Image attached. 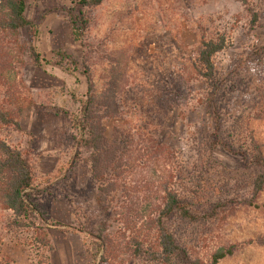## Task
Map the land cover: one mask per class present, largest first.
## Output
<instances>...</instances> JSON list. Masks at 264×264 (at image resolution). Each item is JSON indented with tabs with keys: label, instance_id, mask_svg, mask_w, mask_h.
I'll return each mask as SVG.
<instances>
[{
	"label": "rangeland",
	"instance_id": "1",
	"mask_svg": "<svg viewBox=\"0 0 264 264\" xmlns=\"http://www.w3.org/2000/svg\"><path fill=\"white\" fill-rule=\"evenodd\" d=\"M69 6L26 0L25 15L38 27L33 43L49 64L17 66L20 130L5 136L34 164L40 206L57 224L46 230L51 249L35 231L11 226L0 208V263L98 264L93 234L107 222L112 241L98 254L105 264H154L135 253L134 241L154 242L147 221L168 188L194 196L199 208L216 207L196 223L170 219L191 257L208 263L230 248L216 264H264V186L254 183L264 166L253 162L255 145L264 157V0H102L81 42L73 40ZM219 36L225 45L207 80L197 52L202 38ZM19 37L26 44L28 28ZM61 52L71 61L54 65ZM89 87L94 95L113 91L117 115L102 120L106 137L114 127L133 136L138 165L128 172L127 192H119L130 209L123 223L95 203L86 163L78 160L64 176L73 131L63 112H75L74 99H85ZM211 95L215 114L206 108ZM214 133L231 149L215 147ZM152 138L167 149L147 154Z\"/></svg>",
	"mask_w": 264,
	"mask_h": 264
},
{
	"label": "trees",
	"instance_id": "2",
	"mask_svg": "<svg viewBox=\"0 0 264 264\" xmlns=\"http://www.w3.org/2000/svg\"><path fill=\"white\" fill-rule=\"evenodd\" d=\"M240 1L244 4L247 0ZM101 2L102 0H70V6L64 9L75 42L82 41L90 22L91 11ZM25 9L26 0H0V208L10 212L11 226L35 231L37 241L51 249L46 230L48 226L57 224L48 218L46 211L40 206L38 196L43 190L36 182L34 164L26 152L11 145L5 138L9 131L20 130L22 108L15 89L17 66L31 63L43 68V63L49 64V61L41 57L33 43L37 37L38 27L35 22L27 19ZM253 15L256 19V14ZM23 28H28L29 31V41L26 44L22 43L19 37V32ZM224 45L223 36L217 39H201V48L196 57L197 68L207 80H210L214 73L212 58L224 48ZM57 54L60 58L53 63L54 65L64 66V62L66 64L67 61H71L69 55L63 52ZM74 100L79 104L77 110L73 113L63 112L73 131L70 136L72 152L64 176L71 172L78 160L86 163L90 178L95 184V203L107 212L111 222L123 223L130 209L127 212V203L125 199L120 200L122 197L119 192L122 194L127 192L128 172L138 165V161L134 162L132 159L133 136L129 133L126 135L124 131L114 127L111 137L109 139L106 137V128L102 120L117 115V104L112 90L94 95L89 87L85 99ZM213 105L211 95L206 101V108L215 114ZM151 140L144 147L147 154L152 155L167 149L155 138ZM213 142L215 147L231 149L217 133L213 134ZM254 149L253 162L264 166L260 148L255 145ZM140 163L144 164V161ZM254 183L255 189L261 190L264 186V173L259 175ZM162 194L153 217L147 221L149 230L155 232L154 242L150 240L144 247L146 243L134 241L136 254H145L154 264H216L219 259L232 252L230 248H219L211 255L208 263L191 257L184 242L180 241L172 230L170 219L196 223L213 216L216 207L199 208L194 196L180 194L174 189L164 188ZM108 228L107 222H102L98 234H93L96 250L92 256L93 260L98 259V264L107 262L105 255L98 254L100 251L106 254L107 245L112 241L105 234Z\"/></svg>",
	"mask_w": 264,
	"mask_h": 264
},
{
	"label": "crops",
	"instance_id": "3",
	"mask_svg": "<svg viewBox=\"0 0 264 264\" xmlns=\"http://www.w3.org/2000/svg\"><path fill=\"white\" fill-rule=\"evenodd\" d=\"M58 264H60L59 261H58ZM61 264H62V262H61Z\"/></svg>",
	"mask_w": 264,
	"mask_h": 264
}]
</instances>
